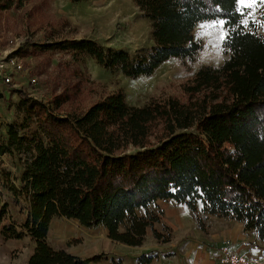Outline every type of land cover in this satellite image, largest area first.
Returning a JSON list of instances; mask_svg holds the SVG:
<instances>
[{
    "label": "trees",
    "instance_id": "trees-1",
    "mask_svg": "<svg viewBox=\"0 0 264 264\" xmlns=\"http://www.w3.org/2000/svg\"><path fill=\"white\" fill-rule=\"evenodd\" d=\"M25 1L0 0V11ZM135 2L151 22L149 50L132 54L86 39L58 47L139 78L173 58L193 59L203 47L196 26L223 20L227 58L219 67L202 66L182 96L165 94L140 107L114 92L83 113H63L70 96L49 104L19 91L22 118L8 125L0 155L13 156L21 172H1L0 229L7 240L30 238L35 250L27 264L100 262L50 244L58 218L106 228L112 241L130 247L143 246L149 228L161 239L155 225L162 219L152 207L163 200L241 222L245 234L264 241V36L246 23L239 0ZM260 13L263 24L264 6ZM6 192L25 201V221L12 215Z\"/></svg>",
    "mask_w": 264,
    "mask_h": 264
},
{
    "label": "rangeland",
    "instance_id": "rangeland-1",
    "mask_svg": "<svg viewBox=\"0 0 264 264\" xmlns=\"http://www.w3.org/2000/svg\"><path fill=\"white\" fill-rule=\"evenodd\" d=\"M238 8L247 11L246 23L258 27V32L264 36L261 6L254 4L248 8L247 0H239ZM219 21L223 20L204 21L196 26L194 37L203 47L193 59L173 58L152 75L132 78L119 71L105 69L90 55L74 59L72 52L64 51L58 45L64 41L86 39L94 40L105 48L129 50L132 54L149 50L154 44L151 22L135 0H89L77 4L70 0H26L22 7L0 11V58L14 48L19 49L22 54L18 56L29 72L24 76L16 75L9 85L0 81V146L7 139L8 125L22 118L18 107L21 101L19 91L49 104H53L58 96L65 98L68 95L70 100L62 112L78 114L114 92H123L128 104L138 107L165 94L182 96L183 84L202 66L219 67L227 58L223 45L226 29ZM28 77L36 78L38 85L32 86ZM2 171H12L17 176L21 172L18 161L7 154L0 155V175ZM15 183L20 184L18 181ZM5 196L11 204L12 215L25 221V201L15 198L13 193L6 192ZM152 210L158 212L162 219L155 225L161 239H157L154 230L149 228L143 246L130 247L114 242L106 228L87 229L77 220L65 218L52 223L49 242L55 249H66L84 259L101 257L100 262L89 264H140L143 258L159 253L178 255L189 243H199L201 236L212 239L214 234L231 232L236 226L234 221L206 216L200 208L193 214L185 205L173 200L160 201ZM198 218L205 228H200ZM237 227L239 232L240 225ZM244 235L246 238L235 239L238 245L232 250L229 247L228 255L237 253L235 249L238 250L241 241V249L243 245H251L247 239L251 237ZM166 238L169 241H164ZM251 240L255 242L256 239ZM203 244L221 248L215 241ZM254 249L257 250L256 247ZM34 250L35 245L30 238L7 240L0 229V264H27Z\"/></svg>",
    "mask_w": 264,
    "mask_h": 264
},
{
    "label": "crops",
    "instance_id": "crops-1",
    "mask_svg": "<svg viewBox=\"0 0 264 264\" xmlns=\"http://www.w3.org/2000/svg\"><path fill=\"white\" fill-rule=\"evenodd\" d=\"M220 220V219H219ZM235 222V221H234ZM236 226L234 230L231 232H224L222 234H216V236L213 235V237L204 239L205 237L201 236L199 238V243L197 241L189 243L186 249H184L181 253L178 255L174 254H155L154 259L150 264H224L225 260L229 256V247L230 250L234 249L233 247H236L238 243H236L242 236L246 238L244 235V224L241 222H235ZM237 225H240L239 232L237 231ZM239 236V237H238ZM213 239H217L213 240ZM235 239L237 240L235 242ZM244 239V238H243ZM248 241L250 242V246L243 245L242 248V241L241 244L238 247V250L235 249L236 252L248 251L249 254L253 255V257L257 256L258 261L260 264H264V243L261 241H258L259 239H256L255 242L252 241V238H248ZM246 239V240H247ZM231 240V241H230ZM246 240H243L245 243H247ZM202 241V242H201ZM217 242L218 244L216 246H220L221 248L216 249L217 247L213 248L211 245H204L203 242H206L207 244L211 242ZM257 241V242H256ZM233 244V245H232ZM138 247V246H134ZM254 247L257 248V250L254 249ZM255 254V255H254Z\"/></svg>",
    "mask_w": 264,
    "mask_h": 264
},
{
    "label": "built area",
    "instance_id": "built-area-1",
    "mask_svg": "<svg viewBox=\"0 0 264 264\" xmlns=\"http://www.w3.org/2000/svg\"><path fill=\"white\" fill-rule=\"evenodd\" d=\"M26 73L29 74L26 66L22 63L17 54V49H12L5 57L0 58V81L5 84H12L16 75L24 76ZM28 80L32 86L38 85V80L36 78L28 77ZM258 241L264 243V241L260 239ZM224 264H260V262L258 261L257 256L252 257L246 252L239 251L235 254L229 255Z\"/></svg>",
    "mask_w": 264,
    "mask_h": 264
},
{
    "label": "snow or ice",
    "instance_id": "snow-or-ice-1",
    "mask_svg": "<svg viewBox=\"0 0 264 264\" xmlns=\"http://www.w3.org/2000/svg\"><path fill=\"white\" fill-rule=\"evenodd\" d=\"M254 4H259L260 6H264V0H247V7L248 8H250ZM219 23L223 24L224 21H219Z\"/></svg>",
    "mask_w": 264,
    "mask_h": 264
}]
</instances>
